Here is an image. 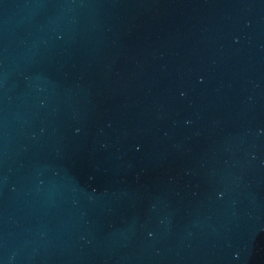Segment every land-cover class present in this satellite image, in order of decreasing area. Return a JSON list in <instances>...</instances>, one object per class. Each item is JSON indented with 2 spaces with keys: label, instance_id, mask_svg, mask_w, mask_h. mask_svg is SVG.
Listing matches in <instances>:
<instances>
[{
  "label": "water",
  "instance_id": "95a60500",
  "mask_svg": "<svg viewBox=\"0 0 264 264\" xmlns=\"http://www.w3.org/2000/svg\"><path fill=\"white\" fill-rule=\"evenodd\" d=\"M0 264H264V0H0Z\"/></svg>",
  "mask_w": 264,
  "mask_h": 264
}]
</instances>
